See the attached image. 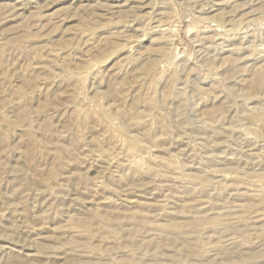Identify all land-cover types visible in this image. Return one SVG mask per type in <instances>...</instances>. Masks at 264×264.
Masks as SVG:
<instances>
[{"label":"rangeland","instance_id":"374dc122","mask_svg":"<svg viewBox=\"0 0 264 264\" xmlns=\"http://www.w3.org/2000/svg\"><path fill=\"white\" fill-rule=\"evenodd\" d=\"M0 264H264V0H0Z\"/></svg>","mask_w":264,"mask_h":264}]
</instances>
